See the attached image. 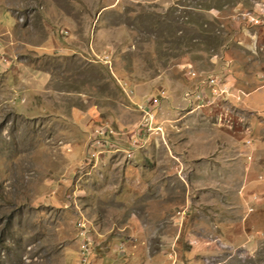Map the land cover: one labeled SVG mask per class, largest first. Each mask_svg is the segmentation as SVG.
<instances>
[{
	"label": "rangeland",
	"instance_id": "obj_1",
	"mask_svg": "<svg viewBox=\"0 0 264 264\" xmlns=\"http://www.w3.org/2000/svg\"><path fill=\"white\" fill-rule=\"evenodd\" d=\"M0 264H264V0H0Z\"/></svg>",
	"mask_w": 264,
	"mask_h": 264
},
{
	"label": "built area",
	"instance_id": "obj_2",
	"mask_svg": "<svg viewBox=\"0 0 264 264\" xmlns=\"http://www.w3.org/2000/svg\"><path fill=\"white\" fill-rule=\"evenodd\" d=\"M251 17L255 20L256 23L260 21V19L258 17H255V16H251ZM81 234H84V233L81 232Z\"/></svg>",
	"mask_w": 264,
	"mask_h": 264
}]
</instances>
